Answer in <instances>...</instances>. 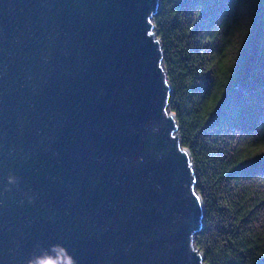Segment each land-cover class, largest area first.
<instances>
[{
  "label": "water",
  "instance_id": "water-1",
  "mask_svg": "<svg viewBox=\"0 0 264 264\" xmlns=\"http://www.w3.org/2000/svg\"><path fill=\"white\" fill-rule=\"evenodd\" d=\"M160 5L0 0V264H207Z\"/></svg>",
  "mask_w": 264,
  "mask_h": 264
},
{
  "label": "trees",
  "instance_id": "trees-1",
  "mask_svg": "<svg viewBox=\"0 0 264 264\" xmlns=\"http://www.w3.org/2000/svg\"><path fill=\"white\" fill-rule=\"evenodd\" d=\"M190 149L207 264H264V0H161L155 15Z\"/></svg>",
  "mask_w": 264,
  "mask_h": 264
},
{
  "label": "clouds",
  "instance_id": "clouds-1",
  "mask_svg": "<svg viewBox=\"0 0 264 264\" xmlns=\"http://www.w3.org/2000/svg\"><path fill=\"white\" fill-rule=\"evenodd\" d=\"M15 179H16V178H13L12 176H9V182H10V183H14V182H15ZM41 264H51V262L48 261V260H45V261H42ZM69 264H71L70 261H69Z\"/></svg>",
  "mask_w": 264,
  "mask_h": 264
}]
</instances>
